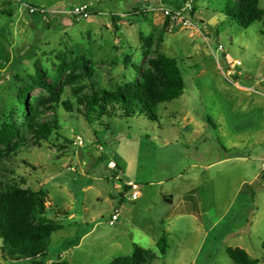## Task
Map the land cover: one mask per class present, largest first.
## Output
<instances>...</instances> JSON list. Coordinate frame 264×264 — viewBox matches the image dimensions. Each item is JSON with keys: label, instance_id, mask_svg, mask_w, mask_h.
<instances>
[{"label": "rangeland", "instance_id": "rangeland-1", "mask_svg": "<svg viewBox=\"0 0 264 264\" xmlns=\"http://www.w3.org/2000/svg\"><path fill=\"white\" fill-rule=\"evenodd\" d=\"M21 1L44 8L48 25ZM187 1L157 3L175 10ZM226 1L193 0V27L181 28L165 27L144 0H0V123L24 124L18 94L37 68L48 82L63 59H85L90 69L62 76L58 103L42 88L29 94L43 108L59 106L58 134L40 140L22 126L15 146L0 147V193L45 189L44 217L64 227L52 235L45 264H109L132 256L134 245L149 250L146 264H236L229 247L264 264V13L248 29L229 25ZM78 5L91 6V16L59 14ZM160 53L178 61L185 88L156 108L157 121L88 111L85 95L138 80ZM252 86L257 93L244 89ZM129 184L139 186L135 202ZM244 185L255 196L243 194ZM115 207L120 217L111 226ZM2 248L0 239V264H30L4 259Z\"/></svg>", "mask_w": 264, "mask_h": 264}, {"label": "trees", "instance_id": "trees-1", "mask_svg": "<svg viewBox=\"0 0 264 264\" xmlns=\"http://www.w3.org/2000/svg\"><path fill=\"white\" fill-rule=\"evenodd\" d=\"M29 5L42 8L32 3ZM194 11H192V16H194ZM263 13L258 0L226 1L225 15L229 25L238 23L244 29H248L262 18ZM28 15H30L29 12ZM30 17L36 21L41 16L31 14ZM169 19H164L165 27L172 26ZM49 21H46L47 25ZM58 58L61 60L60 56ZM78 68L85 72L90 70L85 59H75L72 62L63 59L57 68L56 77L52 78L51 82L46 81L47 74L42 69H36L32 84L21 87L18 94L20 103L18 112L26 121L23 124L7 117L0 123V147L15 146L20 138L22 126L40 140H48L54 133L58 134L60 126L56 110L59 106L43 108L38 101L37 104L31 102L29 94L37 88H42L50 92L54 102L58 103L62 93L60 89L57 90L60 79L68 71ZM138 73L140 74L138 80L126 83L118 91L110 92L94 88L91 93L84 96L88 111L97 113L98 117L136 118L144 115L152 121H157L156 108L179 98L184 93L185 82L175 58L160 53L151 60L149 68ZM72 79L68 77L67 84H70ZM262 91L264 92V86ZM62 106L68 111L72 109L69 101L62 103ZM49 112L54 115L53 121H41ZM118 166L121 170L123 169L122 166ZM241 192L255 196L252 186L244 185ZM46 203H48V193L45 189L34 191L14 187L7 188L0 193V239L3 241L2 256L4 259L30 260V264H45L41 257L47 256L52 235L64 228L62 224L44 217L47 212ZM262 246L264 249V242ZM168 247V236L165 233L159 239L157 248L160 254L165 255ZM227 251L236 264H258L260 262L243 249L229 247ZM149 253V250L134 245L132 256L119 257L109 264H146ZM52 264L70 263L59 261Z\"/></svg>", "mask_w": 264, "mask_h": 264}, {"label": "built area", "instance_id": "built-area-1", "mask_svg": "<svg viewBox=\"0 0 264 264\" xmlns=\"http://www.w3.org/2000/svg\"><path fill=\"white\" fill-rule=\"evenodd\" d=\"M19 1V0H16ZM145 3H153L152 7H148L147 10L149 11H157L163 14L164 18H170V22L172 26L181 27V28H191L192 20L194 19L192 16V11L194 10L193 0H188L184 7L180 9H171L168 7L163 6L160 3H157L158 0H144ZM25 6V10H28L29 14H35L41 16L45 21H48V16L46 15L48 12L44 8H40L37 6L29 5L27 2H21ZM59 14H70L76 20H83L87 19L92 14L91 6L89 5H78L74 7L71 11L66 13H59ZM219 50H223L224 47L220 45L218 48ZM238 64H240L238 62ZM74 144L76 146L83 145V141L79 138L75 140ZM108 167L111 169H117V162L114 160H110L108 163ZM129 190L131 191V201L135 202L140 198V189L139 186L136 184H129ZM120 217V209L115 207L110 220V225L114 226Z\"/></svg>", "mask_w": 264, "mask_h": 264}, {"label": "crops", "instance_id": "crops-1", "mask_svg": "<svg viewBox=\"0 0 264 264\" xmlns=\"http://www.w3.org/2000/svg\"><path fill=\"white\" fill-rule=\"evenodd\" d=\"M146 9H148V8H146ZM245 90H248L249 92L250 91H252V92H254V93H257L258 92V90H256V88L254 87V86H252V87H249V88H244ZM260 93H262L263 95H264V92L263 91H259ZM68 219H75V217H74V215H73V213H71L69 216H68Z\"/></svg>", "mask_w": 264, "mask_h": 264}]
</instances>
